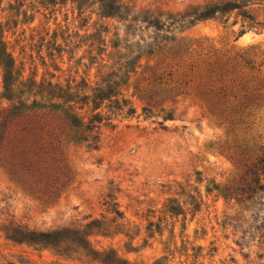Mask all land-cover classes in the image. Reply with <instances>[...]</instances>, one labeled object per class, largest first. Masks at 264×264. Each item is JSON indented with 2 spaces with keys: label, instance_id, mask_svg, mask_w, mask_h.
Segmentation results:
<instances>
[{
  "label": "rangeland",
  "instance_id": "1",
  "mask_svg": "<svg viewBox=\"0 0 264 264\" xmlns=\"http://www.w3.org/2000/svg\"><path fill=\"white\" fill-rule=\"evenodd\" d=\"M122 1L146 20L128 36L133 15L102 0H0L16 63L13 101L0 67V122L36 99L66 136L47 196L0 164V264H264V0ZM128 45L143 58L120 71ZM185 71L226 94H181Z\"/></svg>",
  "mask_w": 264,
  "mask_h": 264
},
{
  "label": "trees",
  "instance_id": "2",
  "mask_svg": "<svg viewBox=\"0 0 264 264\" xmlns=\"http://www.w3.org/2000/svg\"><path fill=\"white\" fill-rule=\"evenodd\" d=\"M239 7V5H234L233 7L214 9L205 6L192 16H194V20H201L214 15L219 10L226 11ZM102 9H104L109 17L114 15L127 21L129 18H125V16L119 15V13L123 10H128L130 12L128 16H130V14L133 15L127 26L128 30L125 32L126 36L130 34L133 24H137L140 21L146 22V20L139 18L141 14H143V9L137 8L136 5L130 6L122 0H102ZM152 26L156 27L158 25L155 24ZM7 30L8 29H5L2 21H0V67L3 69L4 73V93L8 100L13 101V97H9L7 94L12 93L15 88L13 79L14 75H16V63L13 54L9 51V41L5 34ZM106 34H108V31ZM150 38L151 37H148V39ZM140 43H142L143 48H152L153 51H149L148 55L154 54L157 48H161L160 44L155 43V39L147 41L140 36V40L134 44L136 45V49H138ZM154 44L157 46L156 49L152 46ZM124 50H126V52L122 53V56H120V60H124V64L121 66L120 71H122V69L136 68L142 60L143 55L133 57L138 50H131L130 45L126 46ZM17 76L16 82L22 80L21 85L24 86V71L17 72ZM169 76H172V73H170ZM176 84L177 90L181 94L194 98L206 108L214 107L213 102H215L217 96L226 94V92L222 90L216 93L215 91L208 90L205 86L199 87L195 85L194 81L190 79L188 71H185L181 75ZM117 94L121 95V93ZM61 98L62 97H59V99ZM126 105L127 104H124V107ZM52 114L43 111L42 108L39 107L37 100L34 99L30 104H23L21 102L14 103L12 107L1 116L0 122V164L5 167L12 180L23 189L40 197L52 193V191H50V189H52L50 182L55 180L54 174L59 170L63 160L61 139L66 136L62 128L56 126V119L53 118ZM69 121V126L72 130L83 128L80 123L72 119H69ZM102 121L103 119L94 118L85 128L87 131H92L97 128L94 124L96 122L101 123ZM69 138L73 140V137L68 136V139ZM80 140L87 141L83 138ZM260 165L262 166L261 170H263L264 175V158L260 160ZM254 183L256 190L264 191V179H262L261 176H258ZM58 184L59 182L53 184L55 189H57ZM63 186H66V183Z\"/></svg>",
  "mask_w": 264,
  "mask_h": 264
}]
</instances>
